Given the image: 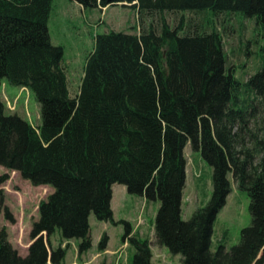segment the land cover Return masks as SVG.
<instances>
[{
  "label": "trees",
  "instance_id": "16d2710c",
  "mask_svg": "<svg viewBox=\"0 0 264 264\" xmlns=\"http://www.w3.org/2000/svg\"><path fill=\"white\" fill-rule=\"evenodd\" d=\"M70 1L84 10L134 9L140 31L98 34L73 97L65 49L49 30L54 0H0V86L6 79L32 91L42 118L35 127L7 115L0 100V166L53 189L39 205L27 256L0 228V264H62L68 246L52 247L57 230L66 241H81L80 255L88 252L91 214L125 227L133 264H153L150 240L137 237L130 222L115 221V184L160 202L156 239L184 264H264V65L239 81L217 27L220 15L240 12L264 31V0ZM189 143L213 168V193L185 221ZM229 174L250 197L252 222L238 245L213 252L215 221L231 194ZM108 243L105 236L101 250Z\"/></svg>",
  "mask_w": 264,
  "mask_h": 264
},
{
  "label": "rangeland",
  "instance_id": "374dc122",
  "mask_svg": "<svg viewBox=\"0 0 264 264\" xmlns=\"http://www.w3.org/2000/svg\"><path fill=\"white\" fill-rule=\"evenodd\" d=\"M78 4V3H77ZM70 0H54L53 12L49 21V30L53 43L65 49L64 65L69 78L70 93L75 97L80 90L84 76L86 59L92 52L95 37L110 31L127 34L139 33L138 13L131 8L112 6L104 9H80ZM63 11V12H62ZM62 12V15H61ZM210 14L212 12L209 11ZM188 18L197 15L186 13ZM173 21L180 17L167 15ZM177 17V18H175ZM72 18V19H71ZM175 18V19H174ZM226 19V20H225ZM225 21V22H224ZM217 27L223 35L228 67L236 72L239 81L245 83L250 76L259 72L264 65V31L258 27L254 18H247L243 13L220 15ZM248 94H240L241 101L246 100ZM0 100L5 105L7 115H18L33 126L42 125L41 105L35 94L27 88L15 86L4 79L0 86ZM252 131L257 126L251 124ZM249 142V140L247 139ZM248 146L252 147L249 143ZM187 159V182L183 192L182 218L191 219L193 214L204 208L213 193V168L204 160L201 151H196L191 144L185 148ZM0 228L7 229L9 240L21 256L28 254L31 245V230L34 222L39 219V205L53 192L51 187L33 186L24 180L16 171L0 166ZM231 194L227 204L215 221L211 251L216 252L220 244L228 250L240 243L241 231L252 222L249 206L250 197L246 191L239 188L233 175L229 174ZM114 210L115 221H128L132 224L137 237L148 239L153 252V264H184L182 255L172 254L169 249L158 243L155 236V218L160 202H143L142 196L131 195L127 188L115 184ZM146 208L145 225L137 226L142 207ZM91 249L81 254V241L74 239L66 241L57 230L51 237L54 249L60 245L68 246L67 255L62 264H133L135 249L125 245L123 237L125 227L111 222L98 221L94 214L89 218ZM140 227V228H139ZM107 236L109 238L108 252L101 250L100 243Z\"/></svg>",
  "mask_w": 264,
  "mask_h": 264
},
{
  "label": "crops",
  "instance_id": "0c3cea01",
  "mask_svg": "<svg viewBox=\"0 0 264 264\" xmlns=\"http://www.w3.org/2000/svg\"><path fill=\"white\" fill-rule=\"evenodd\" d=\"M73 3H75V2H73ZM75 4H77V3H75ZM78 5V7L80 8V9H83V7L81 6V5H79V4H77ZM63 12V11H62ZM62 12H61V15H62ZM72 19V18H71ZM51 34V33H50ZM52 38V37H51ZM53 41V40H52ZM56 45V44H55ZM188 165V164H187ZM115 186L116 185H114L113 186V199H112V203H113V201H114V188H115ZM142 200H143V202H146L147 200H146V198L145 197H142ZM142 212H141V214H140V216H139V220H138V223H137V226H140V227H142V226H144L145 225V222L143 223L142 221H141V219L144 221L145 220V216H146V208L144 207V205H143V207H142ZM113 213H114V210H113ZM114 218H116L115 217V214H114ZM139 227V228H140ZM109 250H108V248H107V250L105 251V252H108ZM73 264H77L76 262H74ZM84 264H90V263H84ZM117 264V263H116ZM119 264V263H118Z\"/></svg>",
  "mask_w": 264,
  "mask_h": 264
}]
</instances>
